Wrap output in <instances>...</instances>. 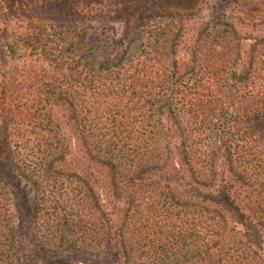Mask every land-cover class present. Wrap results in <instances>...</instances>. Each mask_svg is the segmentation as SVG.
<instances>
[{
    "label": "trees",
    "instance_id": "1",
    "mask_svg": "<svg viewBox=\"0 0 264 264\" xmlns=\"http://www.w3.org/2000/svg\"><path fill=\"white\" fill-rule=\"evenodd\" d=\"M208 2L0 0V264H264V36L226 0L187 29Z\"/></svg>",
    "mask_w": 264,
    "mask_h": 264
},
{
    "label": "rangeland",
    "instance_id": "2",
    "mask_svg": "<svg viewBox=\"0 0 264 264\" xmlns=\"http://www.w3.org/2000/svg\"><path fill=\"white\" fill-rule=\"evenodd\" d=\"M222 0H209L207 5L201 10V12L198 14V17L196 18V21L191 24H186L187 29L194 28L195 23L204 20L205 18H208L209 15L213 13V9H215L218 5L221 4ZM232 3L231 0H226L225 3V10L226 15L229 19L233 21L234 24L239 28V30L242 32V35L244 36H251V37H259L264 36V30L260 32V29L253 30L252 28H247L245 26H241L240 19L244 18V15H242L241 12L238 10H235V5L230 4ZM229 4V5H228ZM54 14L57 13V10L53 11ZM96 19H94V24L97 30H100L102 28V24L104 22V19H106L108 22L112 21V16H110V13L108 11H105L104 13H96L95 14ZM100 22V23H99ZM124 24L116 21H112L110 24H108V28L113 33V35L120 37V35L124 31ZM190 39L187 43H183L181 48L178 50V59L181 61V63H184L187 61L188 54L186 52V48L189 46ZM53 114L55 121L60 125L61 132L66 139L68 145L70 146L71 156L68 159V165L72 167L75 171H77L80 174H83L85 170L88 168H91L94 173L101 179L100 182V194L102 195L103 201H105L108 206L112 205L114 203L113 198V190L112 185L110 182V178L106 170L97 164H95L86 154L84 148L82 147L80 141L78 140V133L76 126L73 122V120L70 117L69 112L66 108L62 106H56L53 109ZM80 164H79V163ZM25 192L30 196L32 194L31 189H27ZM121 206L120 204H118ZM27 237V236H26ZM26 244L29 246V240L28 238H25Z\"/></svg>",
    "mask_w": 264,
    "mask_h": 264
}]
</instances>
